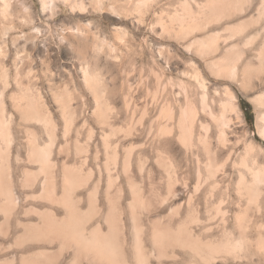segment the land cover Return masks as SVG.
<instances>
[{"label":"rangeland","instance_id":"obj_1","mask_svg":"<svg viewBox=\"0 0 264 264\" xmlns=\"http://www.w3.org/2000/svg\"><path fill=\"white\" fill-rule=\"evenodd\" d=\"M73 4L0 0V264H264V0Z\"/></svg>","mask_w":264,"mask_h":264},{"label":"bare ground","instance_id":"obj_2","mask_svg":"<svg viewBox=\"0 0 264 264\" xmlns=\"http://www.w3.org/2000/svg\"><path fill=\"white\" fill-rule=\"evenodd\" d=\"M64 1H68V0H64ZM73 5H76V6H78V7H84V0H74V4ZM262 96V99H264V94H262L261 95ZM261 96H260V98H261ZM226 106V105H225ZM229 107V106H228ZM188 112V111H187ZM166 113L167 114H170L169 113V111L167 112L166 111ZM223 113V112H222ZM190 114V113H189ZM191 115V114H190ZM211 115V114H210ZM171 116V115H170ZM185 116V115H184ZM188 116V115H187ZM181 118H182V116H181ZM186 118V117H185ZM188 119H189V116L187 117ZM186 118V119H187ZM221 118V117H220ZM180 120H182V119H180ZM183 121H184V119H183ZM179 122H181V121H179ZM226 122V121H225ZM182 123H184V122H182ZM224 124V123H223ZM189 125V124H188ZM188 125H186V124H183V125H181V127L183 128V130H184V128H185V134H183V136H182V138H183V140H185V141H189V139H188V137H189V135H190V129H189V126ZM263 131H264V127H263ZM223 135V134H222ZM49 150H50V147H48L47 146V148H38V149H36V152H37V154L39 155V157L41 158V160L45 163V165H46V163H48L49 162ZM112 159H115V156H113V158ZM243 163H245L244 161H242ZM128 165V162H127V157H126V160L124 161V166L126 167ZM248 169V171L250 172V174L252 175V178H251V180L250 181H247V179H246V176L243 174V173H239V179H238V181H239V183L240 184H242V183H244V185H245V187H246V185H247V188H254V191L255 192H257V193H259L260 192V188H259V185L260 184H262V183H264V167H254V166H252V167H248L247 168ZM69 182H71V183H73L74 181L73 180H71V181H69ZM225 193H226V191H225ZM261 193V192H260ZM6 194L8 195V198H11L12 196V194H11V191L9 190V189H7V191H6ZM209 195H212V193L210 192L209 193ZM263 196H262V203H264V194H262ZM222 201V200H221ZM223 202V201H222ZM230 201L229 200H227V202H226V209L225 208H223V209H220L221 210V221H222V223H223V233H224V235H229L230 233H231V227H230V223L228 222V219H227V217H226V214L229 212V210H230ZM70 205V204H69ZM72 206V205H71ZM71 208V207H70ZM244 212H246L247 210L246 209H244L243 210ZM258 217V216H257ZM236 218H238V215H237V217H235V219ZM261 218H262V216L260 215L257 219L258 220H261ZM76 224H78V220H77V218H76ZM113 227V230L115 229V226H112ZM258 228H260V229H258V236H259V238L258 239H260V240H262L263 238H264V224H262L261 222H260V224H258V226H257ZM261 227H263V228H261ZM251 229V228H250ZM254 230L256 231V229L254 228ZM253 231L252 230H250V233H252ZM59 234V233H58ZM82 234V233H81ZM230 238H229V236H228V238L225 240V246L226 247H229V244L231 243L230 241ZM88 241L90 242L89 243V245H91L92 247H90V248H92V249H94V250H96V251H98L99 252V254L101 255V257L102 258H104L103 260L104 261H108V263H110L111 262V260H110V258H109V256L111 255H113V254H115V255H117V256H119L120 258L123 256V254L121 253V251L119 250V248H118V245L114 242V240H113V238H109V237H105V236H103V235H100L97 231H95L93 234H92V236H90L89 238H88ZM75 253H76V251H75ZM76 255V254H75ZM74 255V256H75ZM77 255H78V252H77ZM77 255H76V257L75 258H78L77 257ZM80 255V254H79ZM80 257V256H79ZM75 258L73 257L72 259V261H71V264L75 261ZM99 258V257H98ZM91 259V258H90ZM95 260V259H94ZM102 260V261H103ZM76 261H77V259H76ZM75 261V262H76ZM96 261V260H95ZM101 261V260H100ZM103 261V262H104Z\"/></svg>","mask_w":264,"mask_h":264},{"label":"trees","instance_id":"obj_3","mask_svg":"<svg viewBox=\"0 0 264 264\" xmlns=\"http://www.w3.org/2000/svg\"><path fill=\"white\" fill-rule=\"evenodd\" d=\"M244 102H242V105H243ZM244 107H247L246 105H243Z\"/></svg>","mask_w":264,"mask_h":264}]
</instances>
